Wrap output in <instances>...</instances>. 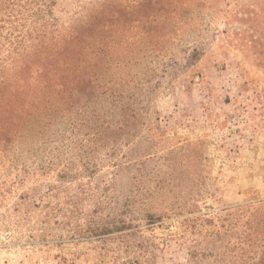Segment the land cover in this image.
Listing matches in <instances>:
<instances>
[{
	"label": "rangeland",
	"instance_id": "rangeland-1",
	"mask_svg": "<svg viewBox=\"0 0 264 264\" xmlns=\"http://www.w3.org/2000/svg\"><path fill=\"white\" fill-rule=\"evenodd\" d=\"M42 1L68 89L0 143V264L258 263L264 0Z\"/></svg>",
	"mask_w": 264,
	"mask_h": 264
},
{
	"label": "trees",
	"instance_id": "trees-1",
	"mask_svg": "<svg viewBox=\"0 0 264 264\" xmlns=\"http://www.w3.org/2000/svg\"><path fill=\"white\" fill-rule=\"evenodd\" d=\"M53 5L54 1L0 0V143L18 137L36 93L62 95L68 89L60 79H54L60 84L52 82L54 66L65 68L70 63L64 51L53 55V49L62 48L59 41L65 31L63 21L52 16ZM79 77L75 72V82ZM256 264H264V256Z\"/></svg>",
	"mask_w": 264,
	"mask_h": 264
}]
</instances>
